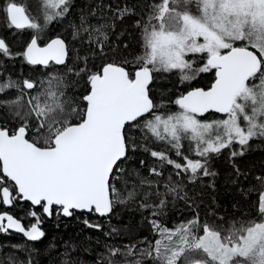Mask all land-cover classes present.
<instances>
[{"label":"snow or ice","instance_id":"6c2138e0","mask_svg":"<svg viewBox=\"0 0 264 264\" xmlns=\"http://www.w3.org/2000/svg\"><path fill=\"white\" fill-rule=\"evenodd\" d=\"M69 5L70 0H37L43 23L15 0L0 8L10 27L36 30L22 52L13 53L0 39V64L21 57L29 65H63L87 85L85 94L72 99L58 71L38 82L3 80L0 73V109L7 108L11 117L0 118V208L8 209L0 212V233L25 238L0 244V264H34L36 249L28 242L42 240L41 225L53 216L107 217L117 204L130 203L152 217L161 215L180 186L169 173L161 192L159 180L128 167L138 151L154 160L149 176L163 178L171 167L177 177L188 174L194 181L216 175L209 169L213 155L231 149L230 159L243 156L250 141H264V0H151L134 22L140 51L131 59L115 49L108 56L107 26H92L82 17L73 39L86 34L99 49L100 63L78 58L83 66L77 68L66 63L63 39L38 43L47 24L63 17ZM108 7L113 20L136 14L127 6ZM163 74L187 87L174 99L157 102L151 85ZM204 74L212 75L206 87L191 86ZM11 90L15 97L3 98ZM256 179L264 188V176ZM15 207L23 216L11 214ZM256 208L255 217L239 227L235 222L224 227L222 217L210 224L197 215L174 228L151 219L158 238L147 248L106 246L105 259L107 264H264V191ZM65 255L61 264H78Z\"/></svg>","mask_w":264,"mask_h":264},{"label":"trees","instance_id":"16d2710c","mask_svg":"<svg viewBox=\"0 0 264 264\" xmlns=\"http://www.w3.org/2000/svg\"><path fill=\"white\" fill-rule=\"evenodd\" d=\"M5 0H0V8ZM19 5L25 7L26 12L35 17L37 14L25 5L23 0H15ZM151 0H70L68 12L63 17H58L47 24L40 34L39 41L46 42L54 37L62 38L68 45L69 58L67 65L69 68L83 66V57H88L90 63H100L99 49L95 44H89L86 34L81 33L83 40L73 39V32L76 26L81 23V18L92 26L106 25L105 31L108 33V40L105 44V53L113 55V49L122 52L131 59L140 51L138 44V30L133 28L136 19L140 18L142 11ZM109 5L114 10L117 6H125L135 9V15L126 16L124 20H113V11L109 10ZM95 12V15L92 13ZM43 23V17H39ZM114 24V28L111 27ZM36 34V30L15 31L12 29L4 15L0 13V38L4 39L13 53L22 52L27 46L30 38ZM97 34L93 33V39ZM103 39V37H99ZM128 47L125 49L124 45ZM2 60V58H0ZM58 71L65 76L67 83V94L72 99H78L85 94L87 88L81 77L68 72L67 68L49 67L47 69L32 68L23 61L21 57L11 60H3L0 64L2 79L22 82L23 80L41 81L47 78L51 72ZM211 74L202 75L193 87H206L211 81ZM185 85H181L178 78L170 74H163L152 85V96L157 102L161 98H175L179 92L185 90ZM163 94V96H162ZM16 92L11 90L3 98H14ZM171 110H175L174 106ZM3 116L0 118L11 119L7 108L0 109ZM211 118V117H210ZM251 147L243 156L230 159L231 149L223 150L219 155H213L209 161L210 171L216 173L215 176H201L194 181L189 180L188 174L177 177L174 170L169 167L164 170L163 178L149 176L148 169L154 165V160L147 153L138 151L135 154V163L130 162L128 167L139 168L141 175L151 180H159L161 192H164V183L168 181L169 173L172 174V181L180 186L179 196L167 197V205L161 215L152 217L149 211L140 210L136 204H117L108 217L98 215H77L73 217L53 216L45 219L41 225L45 236L37 243L28 242L30 247L36 249L32 254L34 264H61L66 258V252L72 260L78 264H107L105 257L108 254V247L115 246L124 248L126 245H138L140 248H147L148 242L154 241L158 236L154 233L151 219H157L162 225L174 228L181 223H186L199 215L201 222L220 223L223 219L224 227H229L232 223H239L247 219L254 218L257 212L258 194L264 191L257 176H264V141L256 139L250 141ZM159 150L162 145H153ZM235 150H239L238 145H234ZM175 158V157H173ZM195 158V157H193ZM145 160V165L140 166L138 161ZM235 165V167H234ZM236 168L240 169L241 175L237 176ZM150 190V189H146ZM184 197V198H180ZM151 199H155L152 197ZM14 215L19 218L23 216L20 207H15ZM87 219L92 224H100L101 227L89 228L84 220ZM26 222V221H25ZM110 233V235H105ZM25 243V238L10 235L1 236L0 244L11 245ZM9 251L5 248V252ZM26 254H21L24 258ZM145 264H151L145 261Z\"/></svg>","mask_w":264,"mask_h":264},{"label":"flooded vegetation","instance_id":"af4514ba","mask_svg":"<svg viewBox=\"0 0 264 264\" xmlns=\"http://www.w3.org/2000/svg\"><path fill=\"white\" fill-rule=\"evenodd\" d=\"M12 29H14L13 27H11ZM15 31H17V32H19V31H26V30H32V29H26V30H16V29H14ZM33 35H35V34H33ZM32 38V37H31ZM31 38H30V40H31ZM55 38V37H54ZM0 39H2V38H0ZM53 39V38H52ZM52 39H49V40H47L46 42H44V43H41L39 40H38V43L41 45V46H44L47 42H49L50 40H52ZM4 40V39H3ZM30 40H29V42H30ZM28 42V43H29ZM26 63V62H25ZM27 64V63H26ZM27 65H29V64H27ZM30 67H32V68H40V69H47V68H49V67H56V66H52V65H50L49 67H47V68H45V67H39V66H32V65H29ZM6 210H8L7 208H0V212H2V211H6ZM11 214L12 215H14V209L12 208L11 209ZM15 216V215H14ZM16 217V216H15ZM0 235L1 236H4V237H6V236H10V235H6V234H2V233H0ZM11 235H14L15 236V234H12L11 233ZM18 236V235H17ZM21 237V236H20Z\"/></svg>","mask_w":264,"mask_h":264},{"label":"rangeland","instance_id":"374dc122","mask_svg":"<svg viewBox=\"0 0 264 264\" xmlns=\"http://www.w3.org/2000/svg\"><path fill=\"white\" fill-rule=\"evenodd\" d=\"M25 5H27L30 9H32L37 15L43 17L42 11H38L36 9L37 0H23Z\"/></svg>","mask_w":264,"mask_h":264},{"label":"water","instance_id":"95a60500","mask_svg":"<svg viewBox=\"0 0 264 264\" xmlns=\"http://www.w3.org/2000/svg\"><path fill=\"white\" fill-rule=\"evenodd\" d=\"M19 5V4H18ZM14 28V27H13ZM14 29H16V28H14ZM26 29H28V28H25V29H16V30H26ZM56 38H60V37H55V38H53V39H56ZM52 39V40H53ZM62 39V38H61ZM51 41V40H50ZM49 41V42H50ZM66 43V42H65ZM66 45H67V43H66ZM67 47H68V45H67ZM69 58V57H68ZM67 61H68V59H67ZM67 61H66V63H67ZM32 66H39V67H44L43 65H32ZM61 66H63V65H61ZM61 66H57V67H61ZM111 215V213L108 215V216H110ZM107 216V217H108ZM105 218V217H104ZM11 231V230H10ZM12 234H15V235H18V236H21V237H23L22 236V234H19V233H15V232H12ZM24 238V237H23ZM37 242H39V241H37ZM37 242H32V243H37Z\"/></svg>","mask_w":264,"mask_h":264}]
</instances>
